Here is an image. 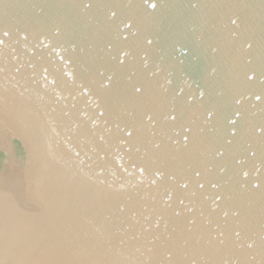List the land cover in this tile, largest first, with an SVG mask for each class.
Wrapping results in <instances>:
<instances>
[{"label":"water","instance_id":"95a60500","mask_svg":"<svg viewBox=\"0 0 264 264\" xmlns=\"http://www.w3.org/2000/svg\"><path fill=\"white\" fill-rule=\"evenodd\" d=\"M0 264H264V0H0Z\"/></svg>","mask_w":264,"mask_h":264}]
</instances>
